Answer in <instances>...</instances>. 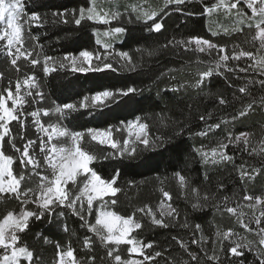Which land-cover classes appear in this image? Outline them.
I'll return each instance as SVG.
<instances>
[{
    "label": "snow or ice",
    "instance_id": "1",
    "mask_svg": "<svg viewBox=\"0 0 264 264\" xmlns=\"http://www.w3.org/2000/svg\"><path fill=\"white\" fill-rule=\"evenodd\" d=\"M188 0H165L162 7L153 8L148 5L147 0L135 3L127 9V19L142 22L146 25L149 33H161L165 29L164 17L170 15L165 11L175 5L172 11H184L181 5ZM223 12L225 17L235 16L239 19L235 25L223 28V34L240 33L244 35V43H249L256 48V53L244 49L240 44H233L229 50L228 45L213 42L200 36H192L183 39L173 37L167 43L160 46L161 49H182L214 56V63L205 70L197 73L194 82L181 83L169 89L172 92H187L189 88L197 93L203 90L205 81L213 74L222 75L219 69L233 72L236 68L229 64V61H240L242 58L252 61L247 67H239L240 72L247 73L250 69H257L261 79L258 84L264 88V0H215L211 5H205L201 15L211 17L213 14ZM186 15L196 13L187 12ZM124 13L112 11L111 9L100 8L96 0H91V6L81 7L78 10L69 12H54L52 23L72 22L79 28L83 22L89 21L93 24L110 25L112 21L119 19ZM48 22L46 16L38 12H29L26 7V0H0V42L4 43V55L11 70L16 73L21 71V60L25 61V67L32 69L41 67L44 75H51L58 69H70L73 73H117L122 69L128 72H137L140 67L139 61L127 51H117L113 47V41L121 38L127 29L123 26L110 27L102 33L105 39H101V33L96 30V44L103 48V52L87 49L79 51L78 55L71 53L63 57L43 55L34 56V51L43 45L39 43V37L33 35V27H43ZM248 29V33H245ZM220 32H212L213 36L220 35ZM27 40L33 41L29 48L25 47ZM258 42V43H257ZM31 49V50H30ZM136 52L141 54V59L146 54L151 57L158 54L157 49L137 48ZM109 57L115 58L119 67H114V62ZM121 61L123 63H121ZM204 63V61H199ZM169 71H175L169 69ZM173 79L175 77H172ZM4 79V72H0V80ZM249 83H257L252 80ZM231 86V85H230ZM22 87L26 90L22 95ZM238 92L244 96H251L248 85L238 87ZM144 89L129 86L127 82L113 88L97 91L94 95L83 96L79 101L73 103L55 104L51 107H40L35 110L26 111L25 106L31 103L28 98H36L37 103L46 99V93L36 75L25 74L21 82L17 79L13 85L9 77V83L0 89V202L15 200L19 209L8 210L0 217V264H42L41 259L35 250L27 243H21L23 236L31 231V225L36 221L53 223V217L62 218L65 213L58 209H68L73 216L81 221L80 226L91 233L85 236L82 244L83 249L89 255L80 259L76 250L70 245L61 250L60 244L56 243V258L52 264H145L162 256L161 251L152 254H145V249L153 248V243L137 238L138 233L145 228V218L149 227L168 228L179 218L178 210L172 205V195L163 189L161 199L153 208L149 204H143L134 209L133 212L124 215L120 214L116 206L120 203V197L127 189L134 186V181L126 184L119 183L121 177L120 168L127 162H134L141 159L145 153H156L165 149L169 142L176 136L183 135L182 122L172 120L166 113H154L153 119L159 128L170 129L168 134L154 135L147 118L136 116L133 112V119L120 118L116 126L106 128L88 127L84 131H75L65 126L62 121L67 119L74 112L81 109L99 111L111 104H119L123 101H139L136 97L142 94ZM219 105H226L228 101L224 97L217 98ZM264 108V96L259 99L252 98L242 102L240 108L232 120L242 118L253 111L255 107ZM191 110V105H187ZM31 117V125L35 129L36 138L27 139L23 147H17V136L23 141L25 132L28 130V118ZM42 117H47L45 121ZM210 114L199 116L201 122L210 119ZM13 122L19 126L17 132H13ZM220 122L206 124L204 130L196 133L198 136H206L209 131L219 129ZM252 134L241 132L239 135L229 134L225 137L227 142L221 141L217 147L204 150L203 147L195 149L205 165H218L231 163L235 156L229 154V145H242V151H249ZM36 146L33 149L32 146ZM6 148H11L18 156L7 153ZM250 152L255 154L256 147H251ZM259 153L264 155V136L259 143ZM152 159V157H149ZM17 161H19L17 165ZM101 161H118L113 166L112 174L108 178L102 175L93 167ZM14 165L20 171L14 170ZM264 173V166L261 168L247 167L241 165L239 169L242 181H254L255 178ZM178 179V186L191 203L193 211L203 210L209 200H213L215 193L208 190L201 191L200 188L190 184L188 179L175 173ZM34 178V179H33ZM205 180L209 179L205 174ZM28 181L27 184L25 182ZM223 184H217V192L222 191ZM228 197L223 198V209L234 216L237 222L246 232L254 233L255 241L242 242L243 237L238 236L233 230L215 232L214 238L204 235L200 224L194 225L193 239L189 242L173 236L178 246L184 250L186 259L180 261L166 260V264H222L217 249L225 253V264H264V196H252L245 194L241 204L236 202L235 206L227 204ZM32 205V207H29ZM219 208V205H217ZM247 207L253 211V216L248 222L243 219L246 213L238 211ZM259 209L258 214H255ZM139 214V215H138ZM255 225L253 227L252 225ZM188 227L185 220L183 225ZM63 231L68 232L66 223L62 225ZM196 233H200L196 236ZM41 239V234H36ZM209 240L211 247L206 249ZM224 241L228 244L225 247ZM44 244L52 243L46 236L41 240ZM99 244L104 249V255L97 257L94 245ZM197 245L198 251L193 250L190 245ZM255 245V246H253ZM121 246H125L127 256L120 254ZM246 253L254 256V261L246 259ZM135 256L143 257V260L135 259ZM235 258V259H233Z\"/></svg>",
    "mask_w": 264,
    "mask_h": 264
},
{
    "label": "trees",
    "instance_id": "2",
    "mask_svg": "<svg viewBox=\"0 0 264 264\" xmlns=\"http://www.w3.org/2000/svg\"><path fill=\"white\" fill-rule=\"evenodd\" d=\"M139 0H96V4L102 5L112 11L124 13L119 19L112 21L110 25L93 24L85 21L78 28L68 17L69 23H52L54 12H69L78 10L81 7L91 6V0H26V7L29 12H38L46 16L48 22L43 27H33L31 32L39 37V43L43 45V50L37 48L33 55H39L41 60L43 55L54 57H63L69 53L78 55L81 50L103 52V48L96 44V30L101 33V39H105L102 33L110 27L123 26L127 32L119 39L113 41V47L117 51H127L139 61L140 67L137 72H128L122 69L117 73L110 71L105 73H73L70 69H58L51 75H44L40 66L29 69L25 67V61L19 63L22 68L19 73L11 70L7 64V58L4 55V43L0 42V72H4V79L0 80V89H3L9 83V77L14 85L17 79L21 80L25 74H34L42 85V90L46 93V99L42 103H37L38 97L31 100L26 109H35L34 106L51 107L55 104L73 103L79 101L83 96L94 95L97 91L113 89L123 85L125 82L129 86H135L144 89L142 94L136 97V101H129L124 104H111L99 111L81 109L72 113L62 123L75 131H84L88 127L106 128L119 124L120 118L126 117L133 119L132 113L136 116L147 118L151 125V131L154 135L168 134L170 129L159 128L157 122L152 118L154 113H166L172 120L182 122L184 129L183 135L174 137L165 149L156 153H145L141 159L134 162H125L120 168L121 177L119 183L126 184L134 181V186L127 189L125 194L120 197V203L116 209L120 214L127 215L134 209L143 204H149L155 208L161 199H164L161 189L168 191L172 195V205L178 210L179 218L168 228L149 227L147 218H145V228L138 233H134L145 243L152 242L153 248L145 249V254H152L155 251H161L162 256L155 260L145 262V264H166V260L180 261L186 259L184 250L177 242L172 239L173 236L189 242L194 238V225L200 224L203 233L207 237H213L217 230L223 232L228 229L233 230L238 236L235 239L243 237L242 242L255 241L257 237L254 233L246 232L240 226L236 218L223 209V198L228 197L227 204L235 206L239 201L241 204L245 194L252 196H264V173L257 176L254 181H242L239 175L240 166L261 168L264 166V155L259 153V143L264 136V108L255 107L248 115L232 120L242 102L264 96V88L258 84V70L253 68L247 73L240 72L239 67H247L252 61L242 58L240 61H229V64L236 68V71L229 72L223 68L219 69L222 75L213 74L205 81L202 91L197 93L189 88L187 92L175 93L170 91L174 86L181 83L194 82L197 73L205 70L210 64L214 63L215 57L207 54L183 51L182 49H161L160 46L167 43L173 37L177 39L200 36L213 42L228 45L229 50L233 44H240L244 49L256 52V48L249 43H244V35L240 33H230L213 36V26L210 25L209 17L201 15L203 7L215 3V0H188L186 4L181 5L184 11H172L175 5L170 6L165 11L171 14L164 17L165 29L161 33H149L146 25L139 21L128 22L127 9L130 5ZM162 7L158 6L157 8ZM187 12L196 13L195 15H186ZM248 33V29H245ZM33 43L26 39L25 47ZM258 43V42H257ZM137 48L157 49L158 54L151 57L146 54L141 59V54L136 52ZM31 50V49H30ZM114 62V67H119L115 63L114 57H109ZM204 61V63H199ZM121 63H123L121 61ZM174 69L175 71H169ZM172 77H175L174 79ZM255 80L257 83H249ZM231 85V86H230ZM248 85L251 96H244L238 92V87ZM224 97L228 103L219 105L217 98ZM187 105H191V110ZM33 106V107H30ZM210 114L211 118L206 122H201L199 116ZM228 121L222 123L219 129L209 131L206 136H198L197 132L205 129L206 124ZM30 120L28 124L30 125ZM13 129L15 127L13 125ZM241 132H248L251 145L249 151H242V145H229L228 152L235 156L231 163H222L218 165H205L195 149L203 147L204 150H210L225 140V137L239 135ZM29 131L25 132V137ZM33 137L35 133L33 132ZM20 137L17 136L16 145L22 148ZM251 147H256L255 154L250 152ZM8 154L13 155L9 148H6ZM152 157V159H149ZM118 161H101L93 165L104 178H108L113 171V166ZM16 168V166H15ZM184 175L190 184L200 188L203 192L208 190L215 193L213 200H209L203 210L193 211L191 203L182 194L178 179L175 173ZM205 174L208 178L205 180ZM217 184H223L222 191L217 192ZM219 205V208L217 207ZM32 207V205H29ZM19 209V204L15 200H6L0 202V217L8 210ZM65 215L57 219L52 218L53 223L45 221H36L31 225V231L22 234L21 243H27L35 250L42 261V264H52L56 258L55 244L59 243L61 250L71 246L76 250V255L84 259L89 253L83 249V240L85 236H91L85 228L80 226L81 221L73 216L68 209H58ZM246 213L245 222H248L253 216V211L247 207L238 209ZM256 209L255 214H258ZM139 215V214H138ZM185 220L188 227H184ZM66 223L69 231L64 232L62 225ZM255 227V225H252ZM41 234V239H37L36 234ZM200 233H196L199 236ZM47 237L52 243L44 244L41 242L43 237ZM225 247L228 242H223ZM212 241L209 240L206 249L211 247ZM255 246V245H253ZM97 257L104 255V249L97 243L94 245ZM193 250L198 251L197 245L191 244ZM120 254L127 256L125 246H121ZM217 254L221 257L222 264H225V253L217 249ZM135 259L143 260V257L135 256ZM235 259V258H233ZM246 259L249 262L254 261V256L246 253Z\"/></svg>",
    "mask_w": 264,
    "mask_h": 264
},
{
    "label": "rangeland",
    "instance_id": "3",
    "mask_svg": "<svg viewBox=\"0 0 264 264\" xmlns=\"http://www.w3.org/2000/svg\"><path fill=\"white\" fill-rule=\"evenodd\" d=\"M143 2V0H139L137 3H141ZM148 2V5H151V7L153 8H157L158 6H163L164 3H165V0H147ZM98 7L100 8H104V9H108V8H105L103 7L102 5H98ZM239 18L238 17H235V16H231V17H225V15L223 14V12L221 11L219 14H213L211 17H209V20H210V25L213 26V29L214 31H218V32H223V28H228V27H231L233 25H235V22L238 20ZM28 75H32V74H28ZM25 78V76L20 80L21 82L23 81V79ZM25 89L22 87V95L25 94ZM32 99H35V98H32ZM30 107H33V106H30ZM35 109L36 108H39V106H34ZM35 109H26V111H30V110H35ZM43 120L47 121L48 118L47 117H42ZM30 120L31 122V117L28 118V121ZM13 125L15 127V130L13 129V132H17L18 129H19V126L16 124V122H13ZM12 125V127H13ZM29 133H28V136L25 137V139L23 140V144L26 143L27 139L31 138V139H35L36 138V134H35V137H33V132L35 133V129L32 127L31 123L30 125L28 124V130ZM22 141V140H21ZM23 147V145H22ZM33 149H35V145L32 146ZM10 151L13 153L14 156H18L19 153H16L14 152L11 148H9ZM19 161H17V165H18ZM17 165H14V170L15 171H20V169L17 167ZM16 166V168H15ZM34 179V178H33ZM28 181L25 182V184H27Z\"/></svg>",
    "mask_w": 264,
    "mask_h": 264
}]
</instances>
